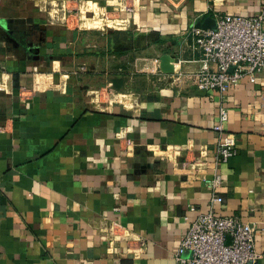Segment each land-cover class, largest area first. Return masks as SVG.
I'll return each instance as SVG.
<instances>
[{
    "label": "crops",
    "instance_id": "crops-1",
    "mask_svg": "<svg viewBox=\"0 0 264 264\" xmlns=\"http://www.w3.org/2000/svg\"><path fill=\"white\" fill-rule=\"evenodd\" d=\"M42 1L0 0V264H177L184 217L210 209L255 226L264 264V72L224 99L199 89L190 35L218 12L264 15V0L142 7L134 30L165 41L122 54L108 52L116 31L100 44L56 33L50 21L64 15L45 23ZM41 43L40 58L19 48ZM166 52L176 57L170 74ZM222 101L238 152L218 167L223 202L214 203L204 161L214 158Z\"/></svg>",
    "mask_w": 264,
    "mask_h": 264
},
{
    "label": "built area",
    "instance_id": "built-area-1",
    "mask_svg": "<svg viewBox=\"0 0 264 264\" xmlns=\"http://www.w3.org/2000/svg\"><path fill=\"white\" fill-rule=\"evenodd\" d=\"M193 45L200 53V66L195 73L199 89L219 92L221 99L234 84L248 78L256 82L264 72V15L240 16L218 12L216 27L190 29ZM81 71L87 67L82 66ZM264 107V94L262 95ZM229 109L223 101L218 107L214 131L218 141L209 182L212 201L222 203L218 189L222 176L218 167L238 152L236 136L229 132ZM194 210V208H191ZM184 219L189 227L175 253L177 264H263V255L256 250V228L236 216L220 215L214 209L199 213L193 220ZM189 255L185 256V252Z\"/></svg>",
    "mask_w": 264,
    "mask_h": 264
},
{
    "label": "rangeland",
    "instance_id": "rangeland-1",
    "mask_svg": "<svg viewBox=\"0 0 264 264\" xmlns=\"http://www.w3.org/2000/svg\"><path fill=\"white\" fill-rule=\"evenodd\" d=\"M86 1H92L97 4L95 6H92L91 4L86 5ZM103 1L105 0H44L42 1L41 6L44 10L43 12H41V14H43L41 18L45 21V23L46 21H50L48 20V17L51 14L50 12H54L56 10V13L64 15L63 20H58L57 22H55V24H53L54 22L50 21L52 27H57L54 30L56 33L64 35V37L67 39V37L72 38V36H69L68 34L69 31H79L80 33H82L81 37L84 40V44L90 42L100 44L102 40L110 33V31H133L136 28L134 24V16L136 17L137 14L139 16L143 14V12H141L143 9L142 7H147L145 11H149L148 14L157 13V11H154L155 4L157 3L159 4V6L161 5L162 7L167 9V11L171 8L167 0H124V6L122 7V9L119 6H116V3L114 2H109L110 4L108 3L109 5H106L102 4ZM118 1L121 2L122 0ZM38 6L40 5L38 4ZM109 7L111 9H109ZM21 9L24 8L22 7ZM94 9H97V11L100 12H97L95 15V12L92 11ZM156 9H158V7H156ZM18 12H20V10H18ZM104 18L107 19V22H110V25H106L107 22L104 20ZM89 19L94 21V23H90ZM100 19L104 20L105 23H95ZM115 19H129L130 24L126 22L125 26L116 25V22H113V20ZM137 19L139 22V18ZM134 32L136 34L145 33L138 30H134ZM83 49L86 51L88 50V48L85 47ZM74 51L79 52L80 50L78 49V47H74ZM53 54L55 55L56 53Z\"/></svg>",
    "mask_w": 264,
    "mask_h": 264
},
{
    "label": "trees",
    "instance_id": "trees-1",
    "mask_svg": "<svg viewBox=\"0 0 264 264\" xmlns=\"http://www.w3.org/2000/svg\"><path fill=\"white\" fill-rule=\"evenodd\" d=\"M114 33H116V36L120 35V41L118 40L117 43H113L112 48L108 50V52L112 54H122L133 49L147 48L152 44L162 43L165 41L163 36L157 30H151L141 34H136L134 31H116ZM122 39L124 40L121 41ZM92 54L104 56L106 51Z\"/></svg>",
    "mask_w": 264,
    "mask_h": 264
},
{
    "label": "water",
    "instance_id": "water-1",
    "mask_svg": "<svg viewBox=\"0 0 264 264\" xmlns=\"http://www.w3.org/2000/svg\"><path fill=\"white\" fill-rule=\"evenodd\" d=\"M102 4H105V2L103 1ZM114 7V6H113ZM109 9H111L109 7ZM1 24H0V28H1ZM197 27H201L203 29H207V28H215L216 27V19L209 17L208 19H206L204 22L198 23ZM12 42H14L15 44H19V42H17L15 39L11 38L10 39ZM42 47V43L39 44L38 46H36L35 48V54H37L36 57H39L40 54V49ZM176 61V57L175 55H172L170 52H166L164 53L161 57H160V67L162 69V71L164 73H173L174 72V65L173 63Z\"/></svg>",
    "mask_w": 264,
    "mask_h": 264
},
{
    "label": "bare ground",
    "instance_id": "bare-ground-1",
    "mask_svg": "<svg viewBox=\"0 0 264 264\" xmlns=\"http://www.w3.org/2000/svg\"><path fill=\"white\" fill-rule=\"evenodd\" d=\"M87 4H91L92 6H95L97 3H92L91 1H86V5ZM99 5V4H98ZM116 6H119L121 9H122V7L124 6V0H122L121 2H117L116 3ZM87 10H89V9H87ZM92 11H94L95 12V15H96V13L97 12H100V11H97V9H94V10H92ZM90 20V19H89ZM101 20V19H100ZM104 20L105 21H107V19H105L104 18ZM88 21V20H87ZM113 22L116 24V25H123V26H125L126 25V21H124V20H119V19H115V20H113Z\"/></svg>",
    "mask_w": 264,
    "mask_h": 264
},
{
    "label": "flooded vegetation",
    "instance_id": "flooded-vegetation-1",
    "mask_svg": "<svg viewBox=\"0 0 264 264\" xmlns=\"http://www.w3.org/2000/svg\"><path fill=\"white\" fill-rule=\"evenodd\" d=\"M19 48H21L22 49V51L25 53V54H27L29 57H35L36 56V54H35V48L36 47H27V45L25 44L24 46H20Z\"/></svg>",
    "mask_w": 264,
    "mask_h": 264
}]
</instances>
